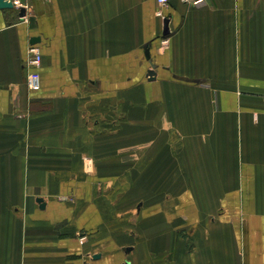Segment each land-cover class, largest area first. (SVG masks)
I'll use <instances>...</instances> for the list:
<instances>
[{"label": "crops", "instance_id": "crops-1", "mask_svg": "<svg viewBox=\"0 0 264 264\" xmlns=\"http://www.w3.org/2000/svg\"><path fill=\"white\" fill-rule=\"evenodd\" d=\"M23 2L0 8V264H264V0Z\"/></svg>", "mask_w": 264, "mask_h": 264}, {"label": "rangeland", "instance_id": "rangeland-1", "mask_svg": "<svg viewBox=\"0 0 264 264\" xmlns=\"http://www.w3.org/2000/svg\"><path fill=\"white\" fill-rule=\"evenodd\" d=\"M121 115H123V114H121ZM118 121V124H119V126L121 125V123H122V121H123V118H122V116H120V119L119 120H117ZM114 127H116V126H114ZM121 129V128H120ZM111 130V129H110ZM94 134H98V133H100V134H103L104 136H105V139L108 141V142H106L105 141V143L107 144H110V145H115V144H127V141L129 140V141H133V140H137L136 142V144L138 145V143H140V144H144V145H148V142H149V137H147V135H143L144 134V132H133V133H131V132H128V134L127 133H124V132H93ZM131 134V138L129 137V135ZM144 139V140H143ZM27 140H28V133H26L25 132V138H24V141H25V143H27ZM139 140V141H138ZM142 140V141H141ZM131 146H135V145H133V142H131ZM142 146V145H141ZM120 148L122 149L123 148V145L122 146H120ZM45 150H44V148L43 147H41V151H39V153H37L36 155H38V156H43V154L45 153L44 152ZM127 150H125V151H121L120 153H121V156H128V157H132V155H133V153L132 152H126ZM27 155L28 154H26L25 153V156L27 157ZM125 162V163H124ZM127 159H125V160H123V164L121 165V169H122V166L124 165L125 167H128V165H127ZM126 171V170H125ZM152 171V173H153V171L154 172H158L159 173V171H161L159 168H156V170H151ZM162 171H164V170H162ZM153 177V174H152V176L149 178H146L145 179V184L146 185H144V187H145V190L146 189H150V188H154V187H157L156 185H155V183H153L152 182V180H151V178ZM29 187V185H26L25 187ZM161 187H163V185H161ZM165 187H167V196H169V201H171V199H170V197H171V195L173 194V193H175L174 191H173V189L175 188V185H166ZM143 188V187H142ZM196 189H198V192H199V194H200V197H203L201 194H203V195H205L206 196V194L208 193L209 195H210V193L212 192V191H214L213 190V186H211V185H208L207 183L204 185V184H200V185H196ZM233 192H241V190H242V187L240 186V185H234V186H232V188H230ZM175 190V189H174ZM117 191H118V189H117ZM119 191H121V190H119ZM222 192V191H221ZM66 197L65 196H60L59 197V199L60 200H64ZM139 201H137L136 203H138ZM239 201H232V202H226V201H216V202H211V201H209V200H207V199H202V201H200V208L202 209V210H207L206 212H208V210H210V209H212V208H214V210H210L209 212V217H208V219H209V221H210V219L211 220H218V219H220L219 217H221L222 216V214H221V212L223 211V209L225 208V206H226V208L227 207H230V205H232V207L231 208H241L240 206H239ZM214 204V205H213ZM183 207L185 208V209H187V208H189L190 207V205L192 206V204L191 203H187V202H184L183 203ZM234 205V206H233ZM193 207V206H192ZM21 209H22V207L21 206H19V204H16V203H14L13 204V207H11V210H13V211H16V212H21ZM185 212V211H184ZM183 212V213H184ZM221 214V215H220ZM222 219V218H221ZM234 219H237V224L241 221V217L239 216L238 218H226V220L227 221H234ZM235 222V221H234ZM184 232V231H183ZM184 235V237L186 236V234H183ZM186 246H187V248L189 249V251H191V249H192V246L191 245H188V241H187V243H186Z\"/></svg>", "mask_w": 264, "mask_h": 264}, {"label": "built area", "instance_id": "built-area-1", "mask_svg": "<svg viewBox=\"0 0 264 264\" xmlns=\"http://www.w3.org/2000/svg\"><path fill=\"white\" fill-rule=\"evenodd\" d=\"M183 3L192 6H201L205 4L206 0H181ZM160 6L166 5L167 0H157ZM13 5L17 7H24V2L21 0H12ZM157 15L162 16L161 9H157ZM22 17V16H20ZM163 44L167 40L162 41ZM42 62V54L40 46L36 42H30L27 47V56L25 60V77L24 83L27 89L37 90L40 87V73L39 68Z\"/></svg>", "mask_w": 264, "mask_h": 264}, {"label": "water", "instance_id": "water-1", "mask_svg": "<svg viewBox=\"0 0 264 264\" xmlns=\"http://www.w3.org/2000/svg\"><path fill=\"white\" fill-rule=\"evenodd\" d=\"M21 1H24V0H21ZM11 7H13L12 0H0V8H11ZM24 12H25L24 7H20L19 8V16H23ZM167 22H168V20H167V18H165L163 20V24H164V29L166 31H167ZM38 39L39 38L37 36L36 37L32 36L31 39H30V42H36V41H38ZM152 73L153 72H149V77H151V75H154ZM37 201L39 202V206L41 208H43L44 207V203H43L42 199L41 198H37Z\"/></svg>", "mask_w": 264, "mask_h": 264}, {"label": "bare ground", "instance_id": "bare-ground-1", "mask_svg": "<svg viewBox=\"0 0 264 264\" xmlns=\"http://www.w3.org/2000/svg\"><path fill=\"white\" fill-rule=\"evenodd\" d=\"M41 50V49H40ZM42 54V53H41Z\"/></svg>", "mask_w": 264, "mask_h": 264}]
</instances>
